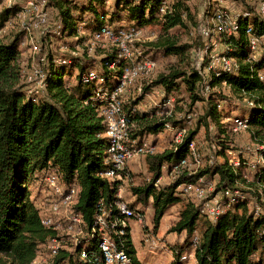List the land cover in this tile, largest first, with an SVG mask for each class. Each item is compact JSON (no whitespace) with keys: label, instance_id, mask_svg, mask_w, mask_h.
<instances>
[{"label":"trees","instance_id":"obj_1","mask_svg":"<svg viewBox=\"0 0 264 264\" xmlns=\"http://www.w3.org/2000/svg\"><path fill=\"white\" fill-rule=\"evenodd\" d=\"M110 2L115 9L112 17L106 10ZM16 4L0 13V31L19 12ZM50 4L57 9L62 36L76 39L72 46L84 41L80 35L81 24L84 31L100 33L108 23L120 19L116 17L122 13L134 24L132 27L158 25L163 35L175 28L186 27V21L192 17L185 0H171L169 3L167 0H50ZM238 24L237 35L225 40L224 53L235 59L236 70L215 74L210 71L211 77L206 79L208 70L204 62L201 72L195 67L190 72L172 71L158 76L144 89L148 94L152 88L161 86L165 91V103L184 85L194 105L202 101L199 85L208 84L211 89L208 92L209 109L201 121L209 119L220 131L221 139L217 143L222 162L198 175L180 177L164 188L156 186L163 168L173 169L186 157L193 159L190 144L195 142L198 132L188 133L170 150L147 156L152 178L143 186L132 187L131 192L137 205L153 209L155 229L169 209L188 198L178 190L185 180L209 177L216 181V192L240 191L236 186L247 182L243 172L245 162L239 160L236 165L228 157L229 127L224 121L229 114L219 110L224 98L214 92L217 86L226 82L236 94L248 98L250 104L246 114L233 117L246 120L257 142L264 144V80L259 77L264 73V21L255 16L241 15ZM248 25H252L254 33L261 39L262 53L253 60L246 35ZM22 36L23 33L8 43L0 41V255L17 264H32L38 248L56 235L52 228L42 224L39 209L31 200L29 188L37 178V171L54 174L66 184L79 186V201L75 209L84 214L90 233L100 209L108 208L118 200L122 182H109L103 177L111 162L107 154L108 139L102 110L106 104L103 96L119 86L126 66L116 52L106 56L98 69L75 59H50V66L44 69L43 91L46 93L42 97L14 85L17 78L14 69ZM154 47L164 51L165 55L178 57L188 51L187 46H178L170 40L162 41L161 37ZM75 70L78 71L76 82L70 83L68 81ZM90 71L95 72V79H86ZM137 104L133 103L134 106ZM134 106L124 105L123 109L128 114L129 123L134 125L131 137L137 144L145 143L146 135L157 137L165 131L167 124L173 128L180 125L171 119L157 121L147 113L134 111ZM261 153L264 156V150ZM255 170L254 184L264 199V164H258ZM230 203L229 209L216 223L205 218L192 201L184 204L172 231H186L190 238L203 218L205 225L195 246L186 241L172 249L174 260L171 264H187L182 258L188 249H192L196 264H264V214L251 215L241 194H235ZM130 207L135 209L134 204ZM122 240L132 263L141 264L129 226L125 227ZM116 241L120 243V239L116 238ZM98 243L97 235L83 239L75 254L62 252L56 261L68 259L70 264H103ZM82 250L86 252L88 261L78 259Z\"/></svg>","mask_w":264,"mask_h":264},{"label":"rangeland","instance_id":"obj_2","mask_svg":"<svg viewBox=\"0 0 264 264\" xmlns=\"http://www.w3.org/2000/svg\"><path fill=\"white\" fill-rule=\"evenodd\" d=\"M80 1L84 2V0ZM185 1L192 13V17L186 21L187 26L175 28L166 35L161 34L160 26L158 25L141 28L132 27L134 24L127 20L125 13H122L120 17H116L120 19H115V22L108 23L106 27L113 31L118 29H123L124 31H128L127 29L130 30L132 28L135 29L134 36L127 42L128 53L122 58L125 66L130 71L136 73L131 83L126 85L125 91L122 94L124 105L128 107L134 106L133 103H138L134 106V111L147 113L156 118L157 121L171 119V121L180 124L175 127L174 131L170 132L165 130L157 137L146 135L145 142L149 145L150 151L145 155H141L129 161L125 172L128 174L125 175V177L123 176L121 181L122 185L119 194L122 200L128 205L134 204L135 209L139 211V216H135L129 220V226L132 240L137 251V257L141 264H171L174 260L172 249L176 245H183L186 241H188V244L192 242L195 246L197 240L202 235L205 225V220L203 218L199 223L197 231L190 238H188L186 231H172L175 223L178 221L179 212L182 210L184 204L188 202V200L189 202L192 201L190 197H188L183 200V203L181 202L169 209L162 218L158 229L154 228L153 209L151 206L141 207L137 205L136 198L131 192L132 187L143 186L152 178V174L149 172L148 168L147 156L151 154H161L166 150H170L174 146L180 144L182 140L188 136V133L194 131L198 132L195 137V142L197 144L195 148L197 162L191 160L187 168L178 170L168 169V167L165 166V168H163L162 177L157 182L159 188H164L173 184L183 173L190 176V173L195 172V175H198L201 171L213 166L215 163L222 162V159L218 156L219 149L217 143L218 140H221L220 131L209 119L204 122L201 121L202 118H205L207 110L209 109L208 93L205 90V85L202 83L199 85V96L202 98V101L194 105H192L184 85H181L179 92L173 94L172 97L169 98L171 99L169 104L167 101L164 103L165 91L161 86L152 88L148 94L144 93V89L156 81L160 75H168L172 71L190 72L194 67L197 69L199 67L201 68L203 64L200 60L208 53L207 50H204L206 48V43H208L207 47H210L212 50L210 51L209 49L207 55L209 59L211 55L215 57L224 55L227 44L225 40L230 37L226 39L224 38L225 36L216 33L211 40H206L201 34L204 28L211 27V16L216 10L225 11L233 20L238 19L241 15H250L264 21V13L260 10V8L264 6V0ZM167 2L169 3L171 0H167ZM15 3H17L16 5L19 11L24 10V6L26 7V0H11V2L10 0H3L0 4V13ZM49 9H52L50 13L51 18L48 20L50 27L44 29L42 34L38 37L37 33L41 32L42 25L38 28L33 27V24L36 22L29 19V11L26 12L24 18H11L0 31V41L3 43H8L23 33V36L20 37L19 56L14 69L16 72L15 75H17L14 85L16 88L26 90L29 93H39V96L42 97L45 96L46 92L43 91L44 83L42 81L44 79L42 77L40 78V76L41 73H44V69L50 66V59H75L82 63L86 62L88 65L98 69L106 56L112 55L115 52L117 56L120 54V48L115 41L107 38L100 40L95 38V33L92 31H84L82 29V24L79 29L81 30L80 35L84 38V41L72 46V42H75L76 39L62 36L61 32L58 31L57 28L60 25V21L58 20L59 15L57 9L50 4V0L45 6V11L47 12ZM106 10L109 16L112 17L113 12H115L113 2L108 3ZM206 16L208 17L206 18ZM30 24L32 25L30 27V34L25 35L24 28ZM159 37L162 38V41L170 40L178 46H187L188 51L185 52L182 57L165 55L164 51L154 47ZM36 40H38V43H36ZM28 41L36 43V55L38 57H44V60L37 59L36 61L39 70L33 66V43H28ZM25 44L27 45L26 47H24ZM261 53V49L257 50L256 57ZM200 56L202 57L200 58ZM148 61L154 62L156 65L154 71L149 75L141 68L144 63ZM111 68H113V66H111ZM221 70L222 65L220 62H216L213 69L208 70L206 73V79H210V71L215 74L221 72ZM77 74L78 71L75 70L73 77L69 79L68 82H76L75 77ZM225 83L217 86L214 92L224 98L221 100L219 110H223L225 114H229L226 115L227 118L225 117L224 123L228 125L227 128H230L231 117L246 114L245 111L249 100L246 96L236 94L229 85ZM133 126L134 125H132V127ZM227 141L229 142L228 146L230 148L228 152L230 160L236 163L242 160L246 164L243 172L247 182H240L236 188L240 190L238 192L242 195V198L247 201L251 215H262L264 214V199L261 197L260 191L254 184L256 170L252 168V165H258L261 162L260 153L264 150V146L257 142L251 129L237 134L229 130ZM52 176L53 174L43 173L42 178L37 176L36 179L41 180L40 187L43 188L45 187L44 181L49 180ZM59 179L62 182L61 178ZM207 179L210 181L213 180L209 177H207ZM56 182L59 184L58 179ZM249 183H252V185H249ZM32 185L29 188L31 191V200L40 211L41 209L44 210L45 208L43 209V207L47 206L50 196L52 197L54 194L41 199L42 191H34ZM213 185H216V182H213ZM52 192H54L53 189ZM259 197H261V199ZM87 237L88 231L86 228H82L81 232H73L70 238H66L62 242L61 245L63 246V250H73L80 240ZM191 250L192 249H188L185 254H190L192 252ZM52 259L53 256L50 255L48 247L41 245L36 252V257L32 264L50 262ZM186 262L187 264H196L194 257ZM0 264L17 263L12 261L11 258L1 254Z\"/></svg>","mask_w":264,"mask_h":264},{"label":"built area","instance_id":"obj_3","mask_svg":"<svg viewBox=\"0 0 264 264\" xmlns=\"http://www.w3.org/2000/svg\"><path fill=\"white\" fill-rule=\"evenodd\" d=\"M29 3L30 0H26V7L24 6V10L19 11L18 14H16L17 16L14 18H24L26 12L29 11ZM260 10L264 13V6L260 8ZM207 17L208 16H206V18ZM211 18V27L204 28L201 31L202 36L206 40H211L216 33L221 36H225L224 38L226 39L232 35H237L239 30L238 19L233 20L229 14L222 10H216L214 14H212ZM41 25L42 23H35L33 24V27L38 28ZM31 26L32 25L30 24L24 28L25 35L30 34ZM57 29L60 32V25ZM127 30L128 31L118 29L113 31L108 28H104L100 33H95V38L99 40L107 38L115 41L120 48L118 58L122 60L125 54L128 53L127 42L131 40L135 33V29L133 28ZM246 35L251 50V59H256L257 50H260L261 39L254 33L251 25L247 26ZM205 45L206 48L204 50H207L209 53L210 47H207L208 43ZM210 51L212 50L210 49ZM208 53L204 57L200 56V58L202 57L200 60L201 63H207L206 70L213 69L216 62H220L222 65V72L236 70L237 64L235 59L230 58L225 54L219 57L211 55L209 59L207 56ZM155 67L156 65L154 62L148 61L144 63L141 68L149 75L154 71ZM201 68H198L200 72ZM135 74V72H132L125 67L119 86L103 96L106 104L102 113L106 126L105 136L108 139L107 154L109 155L111 162V167L104 172L103 177L113 183L121 181L123 175H126L125 172L129 161L141 155H145L150 151L149 145L146 142L137 144L136 141L132 139V124L129 123L128 114L123 109L124 100L122 99V94L125 91L126 85L131 83ZM41 77L44 79V73H41L40 78ZM259 77L261 80H264V76L262 74H260ZM95 78V72L90 71L86 79L92 80ZM205 90L207 93L210 91V86L208 84L205 85ZM170 102L171 99H168L167 103L169 104ZM249 129L250 127L246 120L237 117L231 118V127L229 130L233 133L237 134L248 131ZM165 130L172 132L175 128H173L170 124H167ZM195 151V142H192L190 144V153L192 154L193 159L186 157L185 159H182L173 169H185L189 166V162L191 160H195V162H197ZM260 159L261 162L259 164H264V156L262 153H260ZM235 164L238 165V162H235ZM256 167L257 165H252L253 169H256ZM183 176L187 175L183 173L181 177ZM191 176H195V172L190 173V176L188 177ZM57 179L59 184L56 182ZM49 180L54 182L55 188H58L59 192H55L52 197L50 196V199L48 198L49 200L47 206L43 207V209L45 208L44 210H39V215L42 224L47 228H52L56 232V235L43 245L48 247L50 255L53 256V259L50 262H42L41 264H70L68 259L57 262L56 258L59 257L62 252L75 254L76 248L81 240L76 244L73 250L65 251L63 250V246L61 244L64 239L70 238L73 232H81L82 228L87 229L84 214L75 209V206L79 201L80 188L74 184L61 182L59 177L54 174ZM213 182L216 181H210L206 177L188 179L179 185L178 190L181 191L183 195L190 197L194 205L199 208L201 214H203L205 218L212 223H216L229 209L231 204L230 201L234 200L235 194H239V192L229 189L224 192H216V185H213ZM120 190L121 189L119 188L117 193L118 200L115 201L114 205H111L108 208H101L96 214L94 225L91 228V233L87 230L88 237L85 238L87 240L91 236H99L98 250L102 254L103 264H133L124 248V240L121 241V236L124 234L125 227L129 226V220L135 216H139V212L122 200V197L119 194ZM49 191L52 192V189ZM121 205L123 208L120 207ZM116 238L120 239V243H117ZM78 257V259L82 261H88L89 259L84 250L78 253ZM192 257H194V254L191 252L190 254H184L182 259L189 261Z\"/></svg>","mask_w":264,"mask_h":264},{"label":"clouds","instance_id":"obj_4","mask_svg":"<svg viewBox=\"0 0 264 264\" xmlns=\"http://www.w3.org/2000/svg\"><path fill=\"white\" fill-rule=\"evenodd\" d=\"M48 3H49V0H30V3H29V13H30L29 19L36 23H42L41 32L37 33V37L40 34H42L44 29L50 27V25L48 24V20L51 18L50 13L52 12V9H49L47 12L45 11V6ZM28 43H33L32 63H33V66L36 67L37 70H39L36 64V61L37 59L44 60V57L43 56L38 57L35 53L36 43H38V40H36V43H34L33 41H28ZM26 46L27 45L25 44L24 47ZM45 63H46V60H45ZM35 175L41 178L43 177V173L40 171H37ZM44 185L45 187L43 188L40 187L41 186L40 179H36L34 184L32 185L34 191L36 190L42 191L41 199H44L45 197L49 195H53L55 192H59V189L55 188V184L51 180L44 181ZM48 189H54V192H50ZM120 207L123 208L122 205Z\"/></svg>","mask_w":264,"mask_h":264},{"label":"crops","instance_id":"obj_5","mask_svg":"<svg viewBox=\"0 0 264 264\" xmlns=\"http://www.w3.org/2000/svg\"><path fill=\"white\" fill-rule=\"evenodd\" d=\"M129 171V170H128ZM128 173H126V175H127ZM124 177H125V174L123 175ZM122 181V180H121ZM122 185V184H121ZM157 186V185H156Z\"/></svg>","mask_w":264,"mask_h":264}]
</instances>
